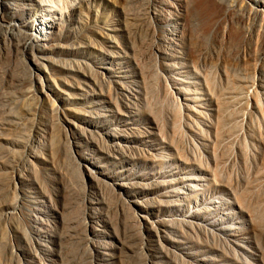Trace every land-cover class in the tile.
Returning a JSON list of instances; mask_svg holds the SVG:
<instances>
[{
    "label": "rangeland",
    "instance_id": "obj_1",
    "mask_svg": "<svg viewBox=\"0 0 264 264\" xmlns=\"http://www.w3.org/2000/svg\"><path fill=\"white\" fill-rule=\"evenodd\" d=\"M114 1L72 26L67 79L1 27L0 264H264L261 18Z\"/></svg>",
    "mask_w": 264,
    "mask_h": 264
},
{
    "label": "bare ground",
    "instance_id": "obj_2",
    "mask_svg": "<svg viewBox=\"0 0 264 264\" xmlns=\"http://www.w3.org/2000/svg\"><path fill=\"white\" fill-rule=\"evenodd\" d=\"M89 1L91 0H0V9L2 10V15L0 16V30H2V28L4 29L2 32L3 36H10L12 39H17L15 45L32 58L35 67L39 71L46 67L45 63L41 61V59H45L49 62L53 71H56L62 78H66L67 76L65 73L62 70H57L52 61H54V57H57L61 52H65L66 56L68 52H75V49H67L70 45L74 46L79 44L74 37L76 35L72 33V26L75 24L79 25L78 23H80L83 17L84 10H87ZM247 1L248 2H245V0H236L235 5H233V2H229V0H222V7L233 11H238L237 9L240 8V11H245V14L242 15L244 19H247L248 16L259 17L264 25V0ZM114 2L117 3V7L118 4L122 5L121 0ZM207 10L213 11L210 7H208ZM122 12L123 15H121V17L123 26L121 30H124L125 27L127 30L128 25L126 24L129 18L126 17V14V16L124 15V11ZM159 14L160 16L156 18L158 41L160 39L166 41L165 38L161 37L165 31L167 22H171L173 27L179 30H181L180 28L183 27L182 25L184 24L181 23V25H179L178 22L180 20H177L176 17L169 16V18H166L164 16L165 11L163 10H159ZM168 19H174V21L170 20L169 22ZM2 39L4 41L6 40L4 38ZM8 41H10V39ZM167 42L170 43V41ZM16 49L17 48H15V50ZM33 80L35 84H40L42 90H44V88L52 90L53 88L52 84L50 82L48 83V79L45 83L44 78L38 73H31L32 84ZM53 84L55 85L56 82L53 81ZM62 85L67 84L63 83ZM43 96L46 97L45 93Z\"/></svg>",
    "mask_w": 264,
    "mask_h": 264
}]
</instances>
